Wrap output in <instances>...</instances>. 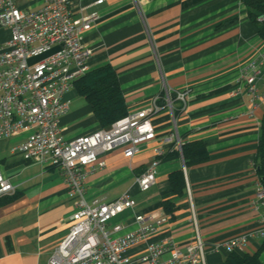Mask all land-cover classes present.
<instances>
[{
  "label": "crops",
  "instance_id": "0c3cea01",
  "mask_svg": "<svg viewBox=\"0 0 264 264\" xmlns=\"http://www.w3.org/2000/svg\"><path fill=\"white\" fill-rule=\"evenodd\" d=\"M39 6L23 5L29 10ZM68 11L73 19L96 15L80 44L90 53V71L105 65L115 70L129 114L149 108L164 87L169 92H191L175 124L165 110L152 118L156 139L144 144L140 154L128 160L115 150L103 157L104 168L85 180L87 199L112 201L125 192L132 196L135 209L113 221L122 226L117 236L136 230L135 215L166 219L156 233L128 251L133 264H139L150 242L172 241L184 249L198 238L205 246V264H226L229 255L212 253L211 248L253 232L258 217L251 165L264 99L250 116L249 96L237 77L264 51V44L244 6L240 0H69ZM9 40L8 33L0 32V47ZM263 80L256 84L259 94L264 93ZM64 99L69 112L59 127L66 141L101 129L74 88ZM173 134L180 143L204 142L207 162L185 169L181 151L174 148L176 140L165 144L155 184L140 192L135 178L151 163L154 149ZM25 138L0 142V173L16 187L17 195L12 202L0 203V264H35L40 256L49 260L68 235L75 211L57 170L24 163L10 153ZM178 169L184 173L186 193L174 201L177 210L169 216L162 202L171 198L168 175ZM263 242L249 239L245 251L237 253L251 255ZM168 258L165 254L161 260Z\"/></svg>",
  "mask_w": 264,
  "mask_h": 264
},
{
  "label": "built area",
  "instance_id": "2783aa9c",
  "mask_svg": "<svg viewBox=\"0 0 264 264\" xmlns=\"http://www.w3.org/2000/svg\"><path fill=\"white\" fill-rule=\"evenodd\" d=\"M68 3L69 0H0V32L10 35V40L0 47V142L25 136L10 153L18 155L24 163L57 170L74 200L68 235L47 264H133L128 251L156 233L166 219L135 215L136 230L117 236L122 226L113 221L125 211H133L135 201L127 192L112 201H89L85 180L92 171L104 168L103 157L115 150H121L128 160L140 154L144 144L156 139L152 118L165 110L175 124V113L186 110L191 92L188 89L169 92L164 87L163 106L159 105L160 96L156 97L147 109L128 114L108 128L66 141L59 127L60 119L69 112V102L64 97L76 81L90 72V53L80 44V38L97 20L95 14L73 19ZM28 4L40 6L36 10L23 7ZM262 21L264 17L257 19L258 23ZM263 77L264 51L242 68L237 77L238 85L249 96L250 116L264 99V93L259 94L256 89ZM173 143L180 152L176 134L154 149L151 163L135 178L140 192L155 184L159 162L166 153L163 145ZM251 166L256 177L253 206L258 214L257 228L212 247V253L243 252L249 239H264V188L254 163ZM15 193L16 187L0 173V200ZM165 254L169 258L162 261ZM138 263L205 264V246L199 238L184 249L172 241L150 242Z\"/></svg>",
  "mask_w": 264,
  "mask_h": 264
},
{
  "label": "trees",
  "instance_id": "16d2710c",
  "mask_svg": "<svg viewBox=\"0 0 264 264\" xmlns=\"http://www.w3.org/2000/svg\"><path fill=\"white\" fill-rule=\"evenodd\" d=\"M244 6L249 20L256 26L257 34L264 44V21L258 23L257 19L264 17V0H240ZM76 93L84 98L100 128H108L115 122L125 118L129 113L118 82L115 70L105 65L90 71L84 77L74 83ZM164 93L160 94L159 105L163 106ZM180 113H175L177 118ZM174 155L178 156L177 153ZM181 157L185 169L203 165L208 160L207 147L204 142L193 141L181 143ZM255 173L264 188V113L259 127V140L256 149ZM168 187L171 198L162 202V208L166 215L173 216L177 207L174 201L185 196L186 184L182 169L173 171L168 175ZM17 198L16 193L0 200L7 204ZM264 253V242L253 254L232 253L226 259V264H261V255Z\"/></svg>",
  "mask_w": 264,
  "mask_h": 264
},
{
  "label": "rangeland",
  "instance_id": "374dc122",
  "mask_svg": "<svg viewBox=\"0 0 264 264\" xmlns=\"http://www.w3.org/2000/svg\"><path fill=\"white\" fill-rule=\"evenodd\" d=\"M2 167L0 166V172L2 173ZM126 193V192H125ZM123 194V193H122ZM47 259L45 256H40V258L37 259V261L35 262V264H47Z\"/></svg>",
  "mask_w": 264,
  "mask_h": 264
},
{
  "label": "water",
  "instance_id": "95a60500",
  "mask_svg": "<svg viewBox=\"0 0 264 264\" xmlns=\"http://www.w3.org/2000/svg\"><path fill=\"white\" fill-rule=\"evenodd\" d=\"M182 160V159H181ZM182 165H183V160H182Z\"/></svg>",
  "mask_w": 264,
  "mask_h": 264
}]
</instances>
